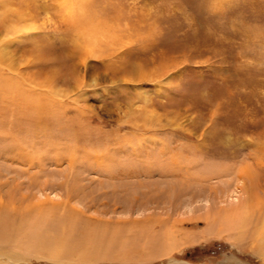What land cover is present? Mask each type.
Segmentation results:
<instances>
[{"label": "rangeland", "instance_id": "obj_1", "mask_svg": "<svg viewBox=\"0 0 264 264\" xmlns=\"http://www.w3.org/2000/svg\"><path fill=\"white\" fill-rule=\"evenodd\" d=\"M0 69L7 76L20 70L43 100L66 108L60 119L68 135L77 128L86 135L72 170L55 165L57 149L36 139L40 151L32 157L44 170L33 165L28 172L53 187L30 186L31 201L46 194L62 203L73 182L79 193L67 203L84 215L194 217L179 224L189 237L172 251L134 254L129 264H264L254 238L203 231L207 222L198 217L218 218L219 208L237 207L259 189L250 178L255 171L239 169L264 153V0H0ZM102 153L98 164L90 155ZM172 158L198 163L197 176L218 175L202 182L204 189L195 180L194 198L178 192L176 176L155 170L109 176L165 168ZM20 167L1 159L0 179L27 181ZM160 189L172 198L157 197ZM30 264L63 263L30 255Z\"/></svg>", "mask_w": 264, "mask_h": 264}, {"label": "bare ground", "instance_id": "obj_2", "mask_svg": "<svg viewBox=\"0 0 264 264\" xmlns=\"http://www.w3.org/2000/svg\"><path fill=\"white\" fill-rule=\"evenodd\" d=\"M13 71V75L7 76L0 69V160L25 166V168L20 167L17 174H28V179L19 181L14 176L6 180L0 179V264H30V255L63 264H81L86 262V259L94 261L118 259L123 264H129L134 254L143 255L146 259L161 256L172 251L176 244L184 242L189 237L188 234L184 235L179 224L194 219L193 216L178 219L159 216L157 220L155 216H147L142 219L112 221L88 214L84 215L78 208L75 209L67 203L79 193V188L72 184L73 182L67 183L68 189L62 203L53 201L46 194L43 198L37 197L31 201L30 191H26L30 190V186H39L38 188L43 192L46 188L53 187L47 182L39 183L36 181V173L28 172V168L33 165L44 170V164L32 157V154L40 151L38 145L35 144V142L38 143L36 139L41 143L43 141L45 146L50 144L57 149L55 156L53 155L55 165L65 162L69 167L67 169L72 170L80 164L77 150L80 147L79 144L85 143L86 133L83 137L79 132L81 128L79 130L76 126V132L73 131L71 135H68L67 129L66 132L63 126L64 124L66 127L68 122L63 123L60 119L66 114V108L43 100L44 93L30 88L29 77L27 81L20 70L13 69ZM74 110L80 112L77 106H74ZM29 140L31 144L28 143ZM25 145L27 148H24ZM90 155L95 158L94 161H97V164L104 158L103 153L102 156ZM170 155L168 154L169 158ZM263 155L262 152H256L251 156L254 166L250 167L246 163L243 169H239L245 172L248 168H252L255 174L250 178L259 189L253 191L247 199L239 202L237 207L230 208L232 205H229L227 208H219L218 218L216 216L210 218L209 215L198 217L207 222L203 231L209 232L210 228H217L218 230L214 231L216 234L218 232L230 234L229 236L233 239L236 235L239 237L241 231L254 238L256 243L253 242V245L257 246L255 248L257 254L264 261V159H261ZM179 159L172 158L175 162L165 168L162 164L158 165L157 169H153L151 165L146 166L144 170L125 168L120 171L113 170L109 176L137 177L138 174H143L150 177L155 170L154 172L159 176L170 175L174 178L176 176L179 184L178 192H187L185 194L191 192V197L194 198L196 192L194 193L192 183L194 184L195 180H198L196 182L201 183L200 188L204 189L202 182L218 175L212 173L202 175L201 173L197 176L194 174V168L197 170L198 163L193 160L181 161ZM229 171L232 173L234 170L230 168ZM65 177L66 181L75 180L72 176H69V179ZM62 184L66 183L63 182L60 186H63ZM164 193V189H160L157 197L163 195L172 198L170 194ZM146 196L144 198L148 199ZM234 230H236V235L233 234ZM169 261V264H194L174 258H170Z\"/></svg>", "mask_w": 264, "mask_h": 264}]
</instances>
